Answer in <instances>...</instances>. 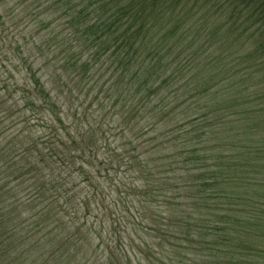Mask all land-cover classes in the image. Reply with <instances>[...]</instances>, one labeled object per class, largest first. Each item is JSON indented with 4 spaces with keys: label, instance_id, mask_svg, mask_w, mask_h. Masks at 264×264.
<instances>
[{
    "label": "trees",
    "instance_id": "trees-1",
    "mask_svg": "<svg viewBox=\"0 0 264 264\" xmlns=\"http://www.w3.org/2000/svg\"><path fill=\"white\" fill-rule=\"evenodd\" d=\"M0 264H264V0H0Z\"/></svg>",
    "mask_w": 264,
    "mask_h": 264
},
{
    "label": "rangeland",
    "instance_id": "rangeland-1",
    "mask_svg": "<svg viewBox=\"0 0 264 264\" xmlns=\"http://www.w3.org/2000/svg\"><path fill=\"white\" fill-rule=\"evenodd\" d=\"M98 74H100V73L98 72ZM98 74H97V76H98ZM91 82L92 81H90V82L88 81L84 85L83 91L76 90V93L74 94V97H73V100H72V102L74 103V106H77L80 111H82V112L87 114L88 120L90 122H92L93 118H97V120L100 119V116L96 117L97 113L100 111V109L98 108V110H96V111L94 110L97 107V103H96V101H94L95 99L93 98L94 91L91 90L90 87H89L91 85ZM47 84L50 85L49 81H46V85ZM99 84L100 85L103 84V79L99 81ZM87 89H90V93L89 94H87ZM15 94H16V97L19 96V95H17V93H15ZM102 95H103V93L99 94L100 97H102ZM92 101H93V103H91ZM67 103H69V102L67 101ZM26 116L29 119L27 121L23 120L22 122L20 120L18 122H16L15 115L13 116L14 124H15L13 134H15L16 130H19L21 128L23 129V127H25V124H29V122L32 125L36 124L38 122L37 118H40L38 113H35L34 116H30L29 113H28V110L26 111ZM63 117H64V115H63ZM115 118H116L115 115L111 116V112H109L108 116L105 117V120L109 122V125H108L109 127H113V125L116 124ZM67 120H68V118H67ZM10 122H11V119H7L5 124L8 125V124H10Z\"/></svg>",
    "mask_w": 264,
    "mask_h": 264
}]
</instances>
